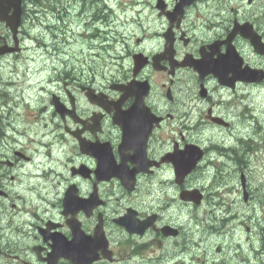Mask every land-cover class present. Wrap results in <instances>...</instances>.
Instances as JSON below:
<instances>
[{
  "label": "flooded vegetation",
  "instance_id": "1",
  "mask_svg": "<svg viewBox=\"0 0 264 264\" xmlns=\"http://www.w3.org/2000/svg\"><path fill=\"white\" fill-rule=\"evenodd\" d=\"M123 45L126 50H129L130 44H128L125 40H123ZM151 70H152V67L151 65H149L147 68V72H145L144 74V78L146 79L150 78ZM161 87L162 85L157 86V92H160ZM145 101L147 102L149 109L157 113L160 117H162V119H166L167 115H169L167 114V111L164 110L165 106L163 105L161 100H158L157 98L152 97V96H146ZM111 126L114 130L113 138L114 140H116V143H118L121 140L120 130L118 129V127H116L112 123H111ZM162 126H163V122L155 124V126L153 127L152 136H151L152 138L163 139L164 131L162 129ZM172 131L173 130L171 129L167 134L171 133ZM218 159H221V160L224 159L225 161H227L226 158L223 157V155H219ZM23 160L24 158L22 155L17 156L14 152H11V154L8 156L1 157L0 159V161H5V162L7 161V164H2V165L0 164V176L2 174V169L4 168V166L7 170V172L4 173L5 178H0V189L3 191V194L0 196V205H1L0 210H2L4 214L6 213L9 218H12L14 216L18 218V227L21 229H23V226L26 223L27 219L30 221L31 225L35 226L37 234L39 235L37 239L40 242V243L37 242L35 246H40L42 248V251L39 256L35 255L34 259L30 258L28 260H31L37 263V259L42 258L43 255L47 252V248L49 247V242H44L42 236H40V233L44 231H47V233H49V231L52 230L54 232H61L66 237H70L71 233H70V228L68 224V219L72 216L71 215L72 204H70L67 210V215L63 214V210L61 206L62 204L64 205V202H63L64 197H65L64 195L66 194V192L71 191L72 185L76 188V194L73 196L81 198V200L76 199L73 202V208L76 211L74 214V218L80 223L81 231L84 234H91L93 229L92 231H89L87 230V227H90V226L95 227L96 224L99 222V220L103 222V227H104L105 215L107 214L108 210L106 207L102 205L96 206L98 204L97 199H95L91 203V208L94 206H96V208H94L92 211L90 209L88 214H86L84 209H81L82 212L85 214L84 215L80 211V208L78 207V205L81 206V204L85 201V199L90 195L92 191V186L88 184L87 179L81 176L67 174L66 169H63L62 165H59V164H58V167L56 168L57 170L56 176L60 177V181H58L56 186L43 188L39 194L40 198L45 199L44 201L48 205L47 214H46L47 217L42 218L43 215L42 216L36 215L34 212H37L39 208H34V205L38 201V199L36 196H34V194H32L36 190L31 191V192H25L24 196H22L21 194L20 196H18V192L22 193L23 190L29 189V185H28L29 180L21 179L20 181H18V190L13 189L12 187H9L8 185V182H12L11 180L13 178L12 171L18 168V173L17 172L13 173L16 176L19 174V172H21V165H22ZM225 161L222 160L221 163L225 165L226 164ZM225 166L228 167V164H226ZM225 170H227V168H224V171ZM77 177H80V178L78 180H74ZM90 178L91 177H89V179ZM36 193H39V192H36ZM103 197L104 196L100 195V198H103ZM17 198H18V201H17ZM52 200H54L56 204H53ZM51 205L52 206L59 205L61 207L58 215L63 218L64 223L59 222L61 220H58V219L56 220L51 217V215L53 214V213H50ZM44 209H40V212H43ZM11 211H14V212L10 214ZM229 215L230 214L226 216H229ZM152 229L156 230V227H153ZM188 230L191 235L195 234L192 230H190V228H188ZM112 232H113L112 236L115 239L114 243L121 242V240L123 239L121 237L122 233H120L118 229H113ZM198 237L201 239V236L199 235L196 236L195 239H197ZM111 248L112 247H110V250H109L110 254L112 252ZM119 253L121 254L120 251ZM24 261L25 260H21V262H24Z\"/></svg>",
  "mask_w": 264,
  "mask_h": 264
},
{
  "label": "rangeland",
  "instance_id": "2",
  "mask_svg": "<svg viewBox=\"0 0 264 264\" xmlns=\"http://www.w3.org/2000/svg\"><path fill=\"white\" fill-rule=\"evenodd\" d=\"M103 1L104 0H100V3L98 5V9H100L97 13L98 22H101V20H103V19L106 20L107 16H109V14L107 13L108 10L105 11L106 13L101 11L102 6L104 4ZM107 1H108V3H110L112 5V7L114 9L113 13L111 14V17L112 18H119L121 20L124 19V17L128 14L127 8H128V6H130V5H128L130 0H107ZM47 6L49 8H55V7H58L59 5L51 3V4H48ZM73 25H75V24H72L71 26H73ZM98 26H100V24ZM28 30H30V32H33V29H28ZM119 31L121 32L122 30L119 29ZM73 33L74 34L76 33V28H74ZM93 44H94L93 42L87 43V46L90 47ZM59 53H60V50H59ZM29 78H30L29 81L25 82V84H29V85L32 84L31 76ZM40 78H42V77H40ZM250 126H253V125H250ZM237 149H240V148L237 147ZM216 160L219 161L220 159L217 158ZM254 161H256V160H254ZM260 162H261V160H260ZM257 170L259 172L260 168H258ZM224 172L226 173L227 170H225ZM229 189H230V187H229ZM211 198L213 200V196ZM227 208H229L231 210V207H227ZM227 208H225V209H227ZM217 215H220V213H217ZM193 216H196V215H193ZM204 225H207V223L201 224V226L199 225V227H196L198 231L193 230V232L195 233L196 236H198V235L201 236L202 234L207 232L206 230H209L208 228L202 227ZM10 227H11V229H13V231L17 232L16 223ZM213 230H215V228H213ZM15 237H16V235L11 237V240L14 241ZM18 245H20L19 240H18Z\"/></svg>",
  "mask_w": 264,
  "mask_h": 264
},
{
  "label": "water",
  "instance_id": "3",
  "mask_svg": "<svg viewBox=\"0 0 264 264\" xmlns=\"http://www.w3.org/2000/svg\"><path fill=\"white\" fill-rule=\"evenodd\" d=\"M3 0H0V18H2V13L8 9V7H4L2 5ZM18 14H19V0H18V4L15 6V16L11 19L8 20L10 25H16L18 23Z\"/></svg>",
  "mask_w": 264,
  "mask_h": 264
},
{
  "label": "bare ground",
  "instance_id": "4",
  "mask_svg": "<svg viewBox=\"0 0 264 264\" xmlns=\"http://www.w3.org/2000/svg\"><path fill=\"white\" fill-rule=\"evenodd\" d=\"M247 119V118H246ZM247 121V120H246ZM221 160V159H220ZM222 161V160H221ZM228 187V189H229V187L230 186H227ZM227 187H225L226 189H227ZM212 210H214V209H211V210H209V212H208V215H209V217L210 218H213L214 216L213 215H215V217H218L219 215H217V213H219V212H217V213H215V211L216 210H214V212H212L211 213V211ZM210 213V214H209ZM201 226V225H200ZM195 227H199V225H195ZM202 227H205V228H208L209 230H213V228H217V227H219L218 225H217V222H216V220L214 219V222H212V225L211 226H208V225H204V226H202ZM191 230V229H190ZM209 230H206V231H209Z\"/></svg>",
  "mask_w": 264,
  "mask_h": 264
}]
</instances>
